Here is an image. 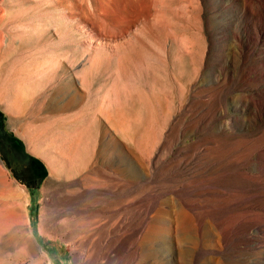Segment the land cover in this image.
I'll return each mask as SVG.
<instances>
[{"label":"rangeland","instance_id":"obj_1","mask_svg":"<svg viewBox=\"0 0 264 264\" xmlns=\"http://www.w3.org/2000/svg\"><path fill=\"white\" fill-rule=\"evenodd\" d=\"M154 1L0 0V212L45 264H264V0Z\"/></svg>","mask_w":264,"mask_h":264},{"label":"bare ground","instance_id":"obj_2","mask_svg":"<svg viewBox=\"0 0 264 264\" xmlns=\"http://www.w3.org/2000/svg\"><path fill=\"white\" fill-rule=\"evenodd\" d=\"M154 2H163V0H156V1H154ZM124 32V31H123ZM125 32H126V30H125ZM124 32V33H125ZM124 35V34H123ZM122 36V35H121ZM112 41H117V38L116 37H112V39H111ZM129 170V169H128ZM3 176V172H2V170L0 169V177H2ZM3 183V181H2V178H0V185ZM102 191V190H101ZM178 198H180L181 196H177ZM178 202H179V205H180V207H181V210H180V212L179 213H177L176 214V218H177V223H181V229H182V231H183V233H184V237L183 238H188V239H191L192 238V235H190V230H189V226H190V224H191V218H192V216H191V214L189 213V211H187L186 210V208H187V206L186 207H183V206H181V202H180V199H178ZM234 202V201H233ZM185 205L187 204V203H184ZM87 206V205H86ZM83 207V206H82ZM85 208V207H84ZM72 209V208H71ZM70 209V210H71ZM75 209V208H74ZM69 210V209H68ZM14 211V210H13ZM67 211V210H66ZM80 211V210H79ZM87 211V210H86ZM63 213V212H62ZM66 213V212H65ZM79 213V212H78ZM78 213L76 214V215H78ZM87 213V212H86ZM86 213H84V214H86ZM68 214V213H67ZM66 214V215H67ZM81 214H83L82 212H81ZM81 214H80V216H81ZM88 214V213H87ZM72 215H74V214H72ZM71 215V216H72ZM75 216V215H74ZM77 218V217H76ZM63 221V220H62ZM61 221V222H62ZM241 222V221H240ZM73 223V222H72ZM9 226H11V227H13V229H20L19 231L20 232H22L21 234H20V236H18L19 237V242L18 243H20V244H22L23 246H24V249H26V251H27V254L28 253H30V254H32V255H34V256H36L37 257V263L38 264H45V256H47V253L44 251V249L40 246V244H39V241H38V239H37V237H36V235L34 234V231H33V229H32V227H31V220H30V218L27 220V221H25V219H23V220H21L19 217H17L14 213H10V214H7V215H2L1 214V212H0V235H3V231L6 229V227H9ZM54 228H55V230H56V233L59 235V236H61V238L62 239H67L68 237H72V234H73V231H72V229H71V227H70V225L68 224V223H65V222H62V223H59V224H56V222H55V225H54ZM74 228V227H73ZM257 228V231L258 232H261V228L260 227H256ZM79 230V229H78ZM77 230V231H78ZM14 232V231H13ZM76 232V231H75ZM74 232V233H75ZM79 232V231H78ZM77 233V232H76ZM15 234H18V232H16ZM41 235H43V236H45V232H44V230L43 231H41V233H40ZM91 234V233H90ZM19 235V234H18ZM75 236H76V234H74ZM94 235V234H93ZM263 235V234H262ZM5 236V235H4ZM78 236H80V235H78ZM3 237V236H2ZM1 237V238H2ZM10 238V237H9ZM81 238V237H80ZM12 239V238H11ZM13 240V239H12ZM83 240V239H82ZM15 241V240H14ZM75 241V240H74ZM78 241H80L79 239H78ZM84 241V240H83ZM17 242V241H16ZM86 242H88V241H86ZM86 242H85V244H86ZM78 245V244H77ZM80 246V245H79ZM79 248V247H78ZM78 248L76 247V245H75V247H74V251H76V250H78ZM172 248V247H171ZM113 250V249H112ZM191 250H192V248H191ZM79 251V250H78ZM96 251V250H95ZM110 251V250H109ZM108 251V252H109ZM76 253V252H75ZM186 253L187 254H189L190 253V250L188 249L187 251H186ZM29 254V255H30ZM80 254H82V252L80 253ZM101 254H103V253H101ZM77 255V254H76ZM33 256V257H34ZM79 256V258H80V256L81 255H78ZM78 258V259H79ZM76 260H77V257H76ZM103 260V259H102ZM183 261H186V262H188V263H191V262H193V259L191 258V255H188V257H184L183 259H182ZM103 261H105V259L103 260ZM221 262V261H220ZM171 263V262H170ZM98 264H100V263H98ZM172 264H174V263H172Z\"/></svg>","mask_w":264,"mask_h":264}]
</instances>
